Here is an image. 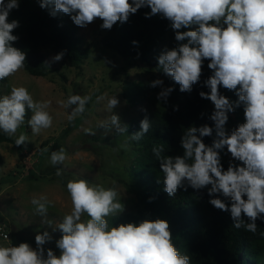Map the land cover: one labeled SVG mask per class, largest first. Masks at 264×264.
Listing matches in <instances>:
<instances>
[{
	"label": "clouds",
	"instance_id": "9594fccd",
	"mask_svg": "<svg viewBox=\"0 0 264 264\" xmlns=\"http://www.w3.org/2000/svg\"><path fill=\"white\" fill-rule=\"evenodd\" d=\"M42 9L50 8V14L70 15L75 25L86 27L96 19L100 27L110 30L117 22H126L131 14L142 7L150 8L146 18L160 15L171 22L179 43L165 50L158 57V68L179 85L181 92H191L199 82L204 61L212 74L205 81L210 92L199 93L214 105L209 119L214 128L205 124L189 127L181 138L183 155L162 156V146L153 148L164 173V191L174 197L185 185L195 190L208 189L215 208L230 212L233 226H244L247 231H257L256 221L264 220V0H38ZM19 8V0H0V80L14 75L24 68L26 55L12 46L18 37L13 31L18 20L9 22L13 9ZM195 30L180 31L182 28ZM133 41V44H136ZM64 53L53 57L60 61ZM156 79L152 87L162 86ZM220 87L235 91L238 100L232 102L219 91ZM172 87L163 88L158 98L166 99ZM106 96L97 97V101ZM90 96L70 95L61 102L70 109L69 122L86 111ZM50 101H36L25 87H13L10 94L0 97V130L9 137L15 136L27 120L33 134L52 126L53 117L47 111ZM243 104L245 122L226 130L229 113ZM119 105L116 96L107 98V109L113 111ZM100 128L121 127L119 115L112 114L101 121ZM151 122L145 117L140 131L130 137L139 140L149 131ZM85 134L95 135L90 128ZM215 139L211 145L204 137ZM28 137L20 134L15 145H26ZM227 149L231 160L225 170L221 163V151ZM47 151V149H45ZM67 159L64 148L52 151L50 163L56 167ZM191 161V162H190ZM233 161L241 162L239 165ZM57 175L61 169L57 167ZM71 198L72 211L63 217L56 227L62 233L56 240L60 254L44 245L51 241L49 232L35 236L36 248L28 243L18 246L0 245V264H191V257L182 255L172 242L169 223L166 220H143L139 224L109 225L107 217L124 210L115 187L105 188L90 184L85 179L69 180L66 185ZM40 215H46L50 202L46 197L31 201ZM87 215L88 219H82ZM244 217L247 218L245 223ZM5 240H9L6 235Z\"/></svg>",
	"mask_w": 264,
	"mask_h": 264
},
{
	"label": "rangeland",
	"instance_id": "374dc122",
	"mask_svg": "<svg viewBox=\"0 0 264 264\" xmlns=\"http://www.w3.org/2000/svg\"><path fill=\"white\" fill-rule=\"evenodd\" d=\"M101 24L102 20L96 19L86 27H80L78 35L91 54L79 68L65 57L54 61L57 53L52 47H45L42 54L50 69L46 77L31 76L21 69L5 81L0 80V97L10 94L13 87H25L34 100L51 102L47 111L53 117L50 128L33 134L27 124L32 115L28 110L25 123L12 136L14 140L20 134L28 137L23 152L20 153L18 147L11 143L0 145V245L28 243L35 249V236L47 231L52 239L43 246L45 255L47 249L59 255L56 240L62 233L56 227L72 211L66 188L69 180L85 179L93 185L115 187L124 205V210L116 215L131 213L136 208L137 198L126 190L125 183L129 180V168L139 154L130 144L126 133L98 125L113 113L119 115L121 127L140 121L162 99L158 98V94L169 87V77L145 63L126 60L106 49L102 40L108 30L102 29ZM196 27L193 25L180 31L195 30ZM179 43H187V40L177 42L175 31L171 29L159 44V56ZM156 79L162 80L163 85L152 87L151 83ZM130 83L141 88L145 98L143 102L133 105L125 98L124 91ZM70 95L91 97L86 111L72 122L68 120L70 109L61 103L66 102ZM101 96L106 98L98 102L97 97ZM114 96L119 100V105L110 111L107 109V98ZM210 107L214 110L212 103ZM228 115L225 127L230 132L239 125L238 110ZM71 126L70 132L65 134V129ZM85 128L92 129L95 135L85 134ZM61 147L66 150L67 159L63 165L54 167L50 163L51 152ZM221 154L228 162L231 160L227 149L222 150ZM57 167L61 169V175L56 174ZM40 197H46L50 202L46 215L38 214L31 203L33 198ZM113 216L107 217L108 222ZM82 219H88L87 215ZM5 235L9 240L4 239Z\"/></svg>",
	"mask_w": 264,
	"mask_h": 264
},
{
	"label": "trees",
	"instance_id": "16d2710c",
	"mask_svg": "<svg viewBox=\"0 0 264 264\" xmlns=\"http://www.w3.org/2000/svg\"><path fill=\"white\" fill-rule=\"evenodd\" d=\"M50 10L42 9L38 0H19V8L13 9L8 18L9 22L19 21V27L12 33L18 39L12 46L25 53L22 69L31 76L46 77L50 73L42 48L52 47L57 54L63 52V57L76 68L91 54L78 35L80 27L74 24L70 15L58 13L53 17ZM149 12L150 8L142 7L126 22H117L107 31L102 44L126 60L140 61L163 73L158 68L159 44L171 31V22L159 14L146 18ZM133 41L137 43L133 44ZM209 62L204 61L200 80L193 85L191 92H181L179 85L169 77L167 83L173 91L166 99L157 101L155 108L141 119L147 117L151 127L139 140L130 136L140 131L141 120L126 125L127 132L124 133L139 155L129 168V180L125 186L136 196L137 205L131 213L111 217L109 225L116 227L119 224H139L143 220H166L173 244L182 255L191 257V264H264V220L256 221L255 233L247 231L244 226L234 227L230 212L209 203L210 199L222 198L218 194L209 196V186L195 190L185 185L174 197H169L164 191V173L153 153L154 147L162 146V156H182L181 138L189 127L207 124L214 128V122L209 119L212 102L199 95L201 91L210 92L205 85L212 74L207 67ZM140 89L134 83L128 84L125 98L133 105L143 102L145 98ZM219 91L232 102L238 100L235 91L223 87ZM243 107L241 104L236 108L239 124L245 122ZM71 129L72 126L65 129V134ZM215 138L213 131V135L204 137L203 141L211 145ZM3 143L15 145V140L0 130V145ZM17 147L22 153L24 146ZM221 163L226 170L229 162L223 154ZM244 219L247 223V218Z\"/></svg>",
	"mask_w": 264,
	"mask_h": 264
},
{
	"label": "built area",
	"instance_id": "2783aa9c",
	"mask_svg": "<svg viewBox=\"0 0 264 264\" xmlns=\"http://www.w3.org/2000/svg\"><path fill=\"white\" fill-rule=\"evenodd\" d=\"M4 235V234H3ZM6 236V235H5Z\"/></svg>",
	"mask_w": 264,
	"mask_h": 264
}]
</instances>
